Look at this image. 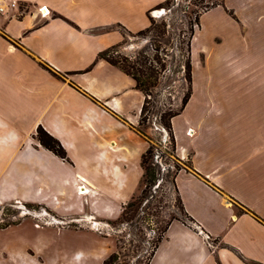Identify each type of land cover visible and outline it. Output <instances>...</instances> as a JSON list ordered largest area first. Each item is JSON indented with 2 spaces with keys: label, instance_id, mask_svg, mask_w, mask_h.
<instances>
[{
  "label": "crops",
  "instance_id": "crops-1",
  "mask_svg": "<svg viewBox=\"0 0 264 264\" xmlns=\"http://www.w3.org/2000/svg\"><path fill=\"white\" fill-rule=\"evenodd\" d=\"M13 1L17 7L0 14V186L22 190L0 204L30 203L28 188L37 186L39 193L48 182V163L59 158L35 138L41 126L70 154L80 149L83 161L95 151L92 172L85 160L78 175L96 198L120 202L119 218L141 187L147 142L135 126L145 96L129 75L97 56L122 42L121 28L136 33L149 27V12L156 18L160 11L153 9L165 0ZM43 9L49 11L44 17ZM216 10L235 25L226 28L228 34H249V67L238 68L237 75L248 76L250 95L231 106L243 116H225V123L236 124L230 132L210 135L201 128L195 135H175L177 156L190 164L179 172L177 187L194 222H172L150 264H264V134L253 135V112L240 110L259 108L264 116V0H220L203 15ZM135 49L125 45L122 52L131 56ZM242 123L251 125L249 135H231ZM113 135L146 144L136 192L127 165L103 160L116 144ZM91 217L109 222L92 212L77 219Z\"/></svg>",
  "mask_w": 264,
  "mask_h": 264
},
{
  "label": "rangeland",
  "instance_id": "rangeland-1",
  "mask_svg": "<svg viewBox=\"0 0 264 264\" xmlns=\"http://www.w3.org/2000/svg\"><path fill=\"white\" fill-rule=\"evenodd\" d=\"M194 1H201L204 3L202 5H216L220 2V0ZM195 9L190 5L188 12ZM164 13L160 11L156 19L160 20ZM178 20L175 16L170 22L179 24ZM230 24L222 17V10H216L203 15L200 26L196 28L192 43L193 94L190 106L187 108V105L184 111L176 116L173 126L174 134L179 137L189 135L191 132L195 135L201 128L205 133L210 132V135L224 134L236 126L233 123H225L227 119L225 116L229 112L233 111V115L227 120L234 119L236 115L243 116L231 106L238 105L250 95L246 86L248 76L237 75V69L241 68L242 71L249 67L247 61L253 49L250 48L249 34L245 29H241L239 34L236 33L237 36L228 34L227 27L235 28V25ZM152 36V34L144 37L127 35L126 45H134L135 52L146 50V55L152 60L155 55L150 41ZM169 53L172 57L160 54L167 64L171 63V69L163 75L160 86L155 90L152 107L154 114L146 124L135 126L142 133L147 147L153 146L155 153L158 150L157 155L150 159V163L157 164L156 167L161 173L160 181L162 177L165 178L166 169L174 173L175 165L182 170L190 167L188 162L176 159L174 154L170 155L169 134L161 122L163 113L176 112L180 109L187 87L179 80L182 74L177 72L179 60L176 51L170 50ZM110 55L116 56L114 53ZM233 69L235 72H229ZM237 80L241 82V87L235 86L234 82ZM240 110L245 111L244 114L253 112V135H263L264 116L261 115L263 109L243 106ZM197 121L200 123L199 128L191 131L188 125ZM240 125L242 128L231 132V135H249L251 125L243 123ZM113 136L116 144L103 160L106 164L127 165L130 188L132 192H136L141 179L139 158L146 144L143 141L134 142L126 136L124 138L121 135ZM122 145L128 148H119ZM64 149L66 150L65 147ZM66 153L68 163H64L65 160L58 156L59 159H50L48 182L39 193L37 186L28 188L27 200L30 203L13 201L0 204V264H103L104 260L115 252L118 254L117 264H147L148 251L159 233L158 221L167 219L174 210L184 223L192 225L179 207L177 194L166 181H163L158 189H156L158 185L147 188L142 204L145 213L128 223L110 225L92 217L85 220L77 219L80 213L92 212L101 220L115 221L119 216L121 204L106 197L96 198L92 186L78 175L83 174L85 160L92 172L91 164L98 160L95 151L87 152L84 161L78 148H73L71 154L67 150ZM86 187L87 191L81 193V189ZM142 188L141 185L136 196L141 195ZM21 190L17 186L11 189L0 186V200H6L12 192L20 194Z\"/></svg>",
  "mask_w": 264,
  "mask_h": 264
},
{
  "label": "trees",
  "instance_id": "trees-1",
  "mask_svg": "<svg viewBox=\"0 0 264 264\" xmlns=\"http://www.w3.org/2000/svg\"><path fill=\"white\" fill-rule=\"evenodd\" d=\"M184 2L186 4H184ZM202 4L204 3L201 1L196 2L194 0H165L153 9L165 12L160 17V20L152 17L149 12L150 25L146 29L133 33L125 28H121L120 31L123 35L122 42L106 49L97 56V61L105 60L129 75L135 81L136 89L144 94L145 100L141 109L139 122V125L141 126L146 124L154 114L152 107L155 90L160 86L163 75L171 69V63L167 64L166 60L160 57V54H163L165 57H172L169 51H176L179 60V69L177 72L182 74V77H180L179 80L186 84L187 87L182 98L180 109L176 112L163 113L161 116V122L169 134L168 137L171 146L170 155L173 156L174 154L175 158L180 161L182 160L176 155L177 144L173 131L172 119L184 111L193 94L192 83L194 68L192 63V43L196 28L200 26L202 15L218 5ZM190 5H193L196 9L189 13L188 9H190ZM175 16L179 19V24L176 22H170ZM148 34L153 35L150 39L152 50L155 52L152 60L146 55V50H138L131 56L126 55L121 51L122 47L127 44V35L132 37H144ZM111 53H114L116 56H111ZM136 131L142 135L139 129H136ZM35 138L39 141L42 147L51 151L59 158L69 161L66 150L60 141L50 135L43 127H38ZM157 151L155 153V148L149 145L143 153L141 158V167L143 169L141 182L143 188L141 190V195L139 197H133L126 205H124L121 216L116 221L107 222L110 225L115 223H128L129 221L134 220L137 216L143 215L145 212L142 208V204L147 188L158 185L156 188L158 189L163 181H166L172 186V189L178 196V203L182 213L193 224L194 220L186 213L177 187L176 178L182 169L178 165L174 166V173H171L170 169H166L167 174L165 175V178L162 177V180L160 181L161 173L156 167L157 164L150 163V159L157 155ZM162 155L165 157L164 154ZM174 221L184 222L183 219L176 215L174 210L173 214H170L167 219L158 221V224L160 225L158 228L159 233L148 251L149 255L147 264L151 263L152 257L159 247V244L162 242L169 226ZM117 260L118 254L115 252L109 255V257L104 260L103 264H117Z\"/></svg>",
  "mask_w": 264,
  "mask_h": 264
},
{
  "label": "built area",
  "instance_id": "built-area-1",
  "mask_svg": "<svg viewBox=\"0 0 264 264\" xmlns=\"http://www.w3.org/2000/svg\"><path fill=\"white\" fill-rule=\"evenodd\" d=\"M17 7V2L13 0H0V14L8 13L10 9ZM47 14L49 11L45 10ZM46 14V15H47ZM44 11L41 10V16H46Z\"/></svg>",
  "mask_w": 264,
  "mask_h": 264
},
{
  "label": "bare ground",
  "instance_id": "bare-ground-1",
  "mask_svg": "<svg viewBox=\"0 0 264 264\" xmlns=\"http://www.w3.org/2000/svg\"><path fill=\"white\" fill-rule=\"evenodd\" d=\"M45 15H46V12H45ZM190 135H191V134H190ZM85 191H87L86 188H83L80 192H81V193H84Z\"/></svg>",
  "mask_w": 264,
  "mask_h": 264
}]
</instances>
